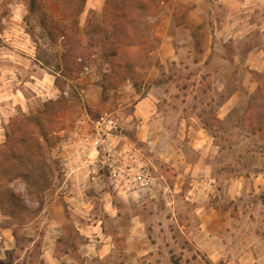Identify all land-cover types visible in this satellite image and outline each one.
Wrapping results in <instances>:
<instances>
[{
    "label": "rangeland",
    "instance_id": "rangeland-1",
    "mask_svg": "<svg viewBox=\"0 0 264 264\" xmlns=\"http://www.w3.org/2000/svg\"><path fill=\"white\" fill-rule=\"evenodd\" d=\"M162 2L149 0L141 8L126 9L118 39L111 33L114 23L105 22L102 29L103 1L100 11L88 12L81 39L77 27L85 0H0V53H7L0 69L9 67L17 80L34 82L27 72L37 68L20 64L30 52L48 74L57 71L61 90L56 100L32 99L28 112H10L6 118L0 114V124H5L0 148L11 120L21 115H34L35 137L39 135L34 154L24 150L19 157L0 160V264H47L42 238L55 234L52 223L81 216L92 224L85 228L89 250H97L110 236L111 251L81 257L75 249L78 235L67 225L64 233L74 238L73 248L57 264H264V9L251 16L234 13L233 18L215 9L214 18L176 32L185 34L182 48L173 61L160 63L156 33L166 12ZM173 12L180 24L183 8L176 4ZM227 23L239 33L223 43L221 53L213 50L214 43L218 47L214 33ZM114 38L120 49L111 72L100 46ZM77 57L97 60L102 102L92 110L96 117L103 111L130 112L139 97L151 92L169 134L161 129L155 148L136 145L152 177L145 192L122 198L109 189L108 199L89 193L79 200L91 209L69 213L65 195L54 191L60 172L54 148L80 116V95L71 84L80 68ZM66 61L75 63L66 68ZM151 69L154 78L148 77ZM33 86H25V98L36 95ZM229 98L231 105L224 107ZM225 108L229 112L223 116ZM199 127L213 142L203 153L190 144ZM187 168L193 175L175 178ZM24 176L41 192L40 211L26 195ZM107 201L117 208L118 223L108 219ZM7 238L14 240L11 248ZM59 247L63 251L67 244Z\"/></svg>",
    "mask_w": 264,
    "mask_h": 264
},
{
    "label": "crops",
    "instance_id": "crops-1",
    "mask_svg": "<svg viewBox=\"0 0 264 264\" xmlns=\"http://www.w3.org/2000/svg\"><path fill=\"white\" fill-rule=\"evenodd\" d=\"M103 1L104 0H85V9L79 16V23L77 27V31L81 39L86 36L84 34V27L85 20L88 18V12L90 13L92 10L100 11L103 6ZM162 3L165 6L166 12L162 15L161 25L157 28L158 30L156 33L159 37L160 63L173 61L175 59L176 51H179L182 48V43L185 42L183 39L185 34L182 37L178 36L176 32L182 31V29H187L189 31L194 26L203 23L204 20H207L209 17L214 18L215 9L225 14H229L231 18L239 13L244 14V16H251V14L255 13L257 9H264V0H163ZM176 4H179V7L183 8L184 11L181 20L182 24H178L175 21L173 8ZM234 13L236 14L233 15ZM238 33L239 32H236L233 26H228V23L225 27L217 29L214 36L215 39H217L218 47H216V43H214L213 50H217L218 52L221 51V53H223V43L229 41ZM261 51V49L258 50V52ZM30 55L31 54L29 52V54L23 57V60H21L23 63L20 64H33V66L37 68L35 71H26L30 79H35L32 83L24 79L22 81L17 80L14 70L9 67H3V69H0V109L2 108L0 110V114L2 117L5 116L6 118L7 116H10V112L13 114L18 113V110L28 112L32 99L42 102L46 100H56L61 95V90L55 82L57 71H52V74H48L43 67L41 68L39 66L41 65V61ZM5 57H7L6 52H3V54L0 53V61H7V58ZM33 62L36 63L34 64ZM95 62H97V60L93 59L91 61V74L81 79H74L71 81L72 89H75V93L80 95L81 100V106L79 105L80 116L75 128H78L79 126L88 127V121L96 117V112L94 113L92 110L98 108L99 104L102 102V88L100 85L101 74L95 71ZM19 70L22 69L19 68ZM154 73L155 71L151 69L148 77L154 78ZM15 80L17 81V84H14ZM20 83L22 85L17 86L20 85ZM30 84L35 86V89L33 88L34 90L32 88L31 89L34 93H37L32 98L27 99L25 98L26 95L24 91L26 90L25 86L27 87V85ZM155 101L156 99L152 96V93L147 92L139 97V99L133 104V108L130 112H123L122 110L117 111L121 120V141L123 143H129L135 147L138 143H141L149 148H155L156 141L161 135V129H163L164 134L167 133L168 136L169 131L167 132L163 121L164 118L162 117L161 112L158 111L157 103ZM226 105L227 107L231 105V98L227 99V102L223 104L224 107ZM228 112L229 108H225L222 115L225 116ZM1 121L6 123L5 119ZM4 125L5 124H0V130L3 129ZM70 133L67 134L66 138L70 136ZM212 143V140L209 139L205 133L204 128L199 127L193 131L190 144L200 153L205 152ZM166 144H170V138ZM57 159L59 164L63 166L65 164L66 166H64L63 171H60L57 174L54 191L55 194L61 193L65 195L64 202L68 203L66 208L69 210V213L76 211L85 212L87 209H91L89 208V203H85L83 201L84 199L79 200L83 196H86V194L94 192L96 195L104 196V198H111L112 194L107 186L105 177H103L101 173L94 172L93 154H90V156H74L64 151V153L57 152ZM202 164L204 163L202 162ZM188 166H191L190 163ZM190 175H193V173L189 174L187 168L185 173L179 172L175 178L185 180L186 178H189ZM182 183L183 182L179 184L178 191H180V189L182 190ZM164 190L171 191L170 187H164ZM145 191L146 189H141L128 193H118V195L122 198H131L136 197L138 194H142ZM192 191L188 188V193H191ZM104 211H106L110 221H115V223L120 221L117 214V208L114 209L112 202H106L104 205ZM89 220L90 218L81 216L79 219L74 218L72 220H59L52 223V231H54L55 234H45L42 238L43 244H45V247H43L42 257L46 260L47 264H57L59 259H65L66 257L69 258V253L73 248L72 243L74 242V238L64 233V228L67 225L75 229L78 235L79 239L77 241H80V243L76 245L75 249H77L76 252H78L81 257H89L92 253L93 255H98L100 253L104 256L111 251L113 245L108 242L110 241L108 240L110 239V236L105 237V239L102 240V243H100L101 245H99L100 247L97 250L93 252L89 250L91 240L89 238L87 239L88 235L85 234V228L92 225L87 223ZM132 221L134 222L136 219ZM98 223H101V220H98ZM60 242H65L67 244V248L63 251L61 250V247H59ZM7 244L9 248H11L14 244V240L7 238Z\"/></svg>",
    "mask_w": 264,
    "mask_h": 264
},
{
    "label": "built area",
    "instance_id": "built-area-1",
    "mask_svg": "<svg viewBox=\"0 0 264 264\" xmlns=\"http://www.w3.org/2000/svg\"><path fill=\"white\" fill-rule=\"evenodd\" d=\"M79 70L75 79L92 73L91 61L76 58ZM120 115L117 111H103L88 121L87 126H79L70 136L62 138L55 145L56 153H70L74 156L93 154L95 173H101L107 186L116 193L146 189L152 183L149 162L138 148L123 143ZM66 149V150H65ZM63 171L64 164H59Z\"/></svg>",
    "mask_w": 264,
    "mask_h": 264
},
{
    "label": "trees",
    "instance_id": "trees-1",
    "mask_svg": "<svg viewBox=\"0 0 264 264\" xmlns=\"http://www.w3.org/2000/svg\"><path fill=\"white\" fill-rule=\"evenodd\" d=\"M105 1V15L102 18V29L104 28L105 22L114 23L115 26L112 28L111 33L114 36L117 34V38L119 39V35H122V29L124 28L125 22L124 17L125 10L131 8L133 6H137L138 8L143 7L145 3H148L149 0H104ZM45 17V16H44ZM43 18V17H42ZM50 18V26L53 28L54 23H52V16ZM56 29V28H55ZM107 32V31H106ZM48 36L52 35V30L49 28L47 30ZM119 40L114 38L108 45L103 42L100 46V52L102 55L106 56L108 59L111 72L114 67L118 65L117 56L119 52ZM73 63L66 61V68H69L68 65L73 67ZM76 65H78L76 63ZM79 66V65H78ZM32 120L34 121V115H21L17 118L11 120V128L10 131L5 133V143L0 148V160L2 159H10V157H19L22 154V151L26 150L29 154H34L32 151L36 149V144H39V135L35 137V130L32 124ZM26 142L25 144H22ZM25 179V192L30 201L36 202L38 204L37 209L39 211L42 207V195L41 192L36 190L32 184L30 183V177L24 176ZM16 198V196L14 197Z\"/></svg>",
    "mask_w": 264,
    "mask_h": 264
}]
</instances>
